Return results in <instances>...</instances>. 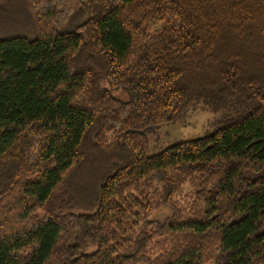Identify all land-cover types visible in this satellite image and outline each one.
I'll return each instance as SVG.
<instances>
[{
    "label": "trees",
    "instance_id": "obj_1",
    "mask_svg": "<svg viewBox=\"0 0 264 264\" xmlns=\"http://www.w3.org/2000/svg\"><path fill=\"white\" fill-rule=\"evenodd\" d=\"M138 263L264 264V0H0V264Z\"/></svg>",
    "mask_w": 264,
    "mask_h": 264
},
{
    "label": "rangeland",
    "instance_id": "obj_2",
    "mask_svg": "<svg viewBox=\"0 0 264 264\" xmlns=\"http://www.w3.org/2000/svg\"><path fill=\"white\" fill-rule=\"evenodd\" d=\"M102 87L110 91L111 95L121 102H129V96L122 89L111 90L107 82ZM238 106L230 102L218 103L210 93L202 95L184 115L176 122L156 128L147 133L148 155H156L167 148L182 142L203 138L212 133L214 126L225 116L232 115ZM170 211L163 209L149 216V221L163 222L169 217ZM95 245H88L84 254H92L96 251ZM144 264V263H138Z\"/></svg>",
    "mask_w": 264,
    "mask_h": 264
}]
</instances>
